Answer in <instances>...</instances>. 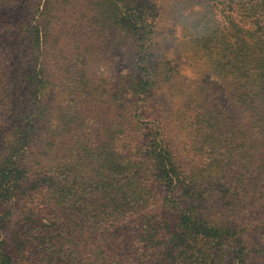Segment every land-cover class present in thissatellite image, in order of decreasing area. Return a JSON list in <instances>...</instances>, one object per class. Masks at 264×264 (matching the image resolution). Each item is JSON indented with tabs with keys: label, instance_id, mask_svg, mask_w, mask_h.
<instances>
[{
	"label": "trees",
	"instance_id": "16d2710c",
	"mask_svg": "<svg viewBox=\"0 0 264 264\" xmlns=\"http://www.w3.org/2000/svg\"><path fill=\"white\" fill-rule=\"evenodd\" d=\"M214 1L225 2L211 0L195 13L215 7ZM225 7V20L209 10L184 32L183 44L200 69L220 78L238 116H227L207 85L176 79L177 71L162 60L155 65L150 17L142 5L124 6L112 19L124 30L140 31L141 44L132 65L136 74L121 92L136 100L119 109L92 87L84 97L89 105L97 102L89 109L98 123L94 131L82 132L69 117L70 133L59 126L63 135L52 141L29 119L9 130L13 141L0 144V264L222 262L223 240L238 226L197 218L171 193L183 190L186 176L179 152L221 148V176L242 178L223 188L256 208L252 201L264 200L255 193L264 185L254 171L264 160V0H229ZM83 47L90 49L89 43ZM163 88L172 106L168 128L180 141L160 122L146 133L142 128V106ZM4 100L0 93V122ZM127 219L138 222L137 231L124 225Z\"/></svg>",
	"mask_w": 264,
	"mask_h": 264
},
{
	"label": "rangeland",
	"instance_id": "374dc122",
	"mask_svg": "<svg viewBox=\"0 0 264 264\" xmlns=\"http://www.w3.org/2000/svg\"><path fill=\"white\" fill-rule=\"evenodd\" d=\"M224 1V4L214 1L215 7L199 14L195 12L211 0H0V93L5 97L0 144L13 141L10 131L29 119L46 131L52 141H60L63 135L59 126L70 133L66 128L69 117L75 119L71 124L76 121L82 132L94 131L98 123L89 115V109L95 108L97 102L89 105V97H84L92 87H98L119 109L136 100L121 92V86L131 74H136V66L132 65L138 57L141 32L124 30L112 19L129 5H142L145 15L150 17L155 65L162 60L177 71L176 79L207 85L210 95L218 97L225 106L226 115L238 116L227 100L220 78L200 69L183 44L184 32L208 17L209 10L225 20L229 0ZM85 13L97 14L98 20L85 18ZM231 13H235L234 9ZM88 43L87 51L83 45ZM142 108L145 133L157 122L165 125L170 136L174 133V129L168 128L172 123V106L165 89L155 91ZM95 133L99 135L98 131ZM171 137L174 141L182 139ZM179 153L186 176L183 190L171 195L190 212L194 211L197 218L238 226L233 237L223 240L220 264H264V200L254 199L252 202L259 204L256 208L243 200L242 195L223 188V184L242 180L240 176L229 179L221 176V171L226 172L220 162L223 149L201 148ZM254 171L258 172V185H264L260 184L264 176L259 175H264V160L255 165ZM255 191L261 197L264 195L261 192L264 188ZM18 205L20 209L23 202ZM135 224L138 222L134 219L124 222L132 232L138 230Z\"/></svg>",
	"mask_w": 264,
	"mask_h": 264
}]
</instances>
